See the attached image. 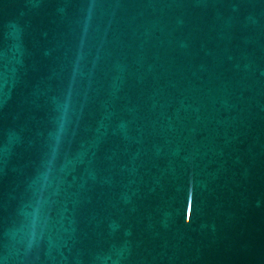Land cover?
<instances>
[{"label": "water", "instance_id": "water-1", "mask_svg": "<svg viewBox=\"0 0 264 264\" xmlns=\"http://www.w3.org/2000/svg\"><path fill=\"white\" fill-rule=\"evenodd\" d=\"M0 264H264V0H0Z\"/></svg>", "mask_w": 264, "mask_h": 264}]
</instances>
